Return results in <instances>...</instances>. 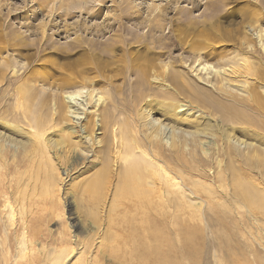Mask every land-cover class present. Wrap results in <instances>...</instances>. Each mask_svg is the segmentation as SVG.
I'll list each match as a JSON object with an SVG mask.
<instances>
[{
  "label": "rangeland",
  "instance_id": "rangeland-1",
  "mask_svg": "<svg viewBox=\"0 0 264 264\" xmlns=\"http://www.w3.org/2000/svg\"><path fill=\"white\" fill-rule=\"evenodd\" d=\"M85 1L0 0V264H264V0Z\"/></svg>",
  "mask_w": 264,
  "mask_h": 264
},
{
  "label": "bare ground",
  "instance_id": "bare-ground-1",
  "mask_svg": "<svg viewBox=\"0 0 264 264\" xmlns=\"http://www.w3.org/2000/svg\"><path fill=\"white\" fill-rule=\"evenodd\" d=\"M69 1V0H68ZM86 4V1L84 0V1H82L81 0V2H73V4H71V2L69 3V5H68V9H65L66 10V12H71L72 10H75V8H78V9H81L83 6H84V8H85V5ZM218 9V8H217ZM217 9H214V8H210V17H213L214 16V14L216 13V11L215 10H217ZM80 11V10H79ZM86 11V10H85ZM124 12V11H123ZM213 12H214V14H213ZM129 13V12H128ZM65 14V13H64ZM256 14L255 13H252V18L253 19H255L256 17ZM131 17V16H130ZM129 17V18H130ZM115 20V19H114ZM113 20V21H114ZM119 20V19H118ZM142 21V20H141ZM147 21V20H146ZM150 20H148V22H149ZM204 21H206V20H204ZM154 22L156 23L157 21H154L153 19L150 21V24L154 27ZM124 23V22H123ZM147 23V22H146ZM106 24H107V22H106ZM148 24V23H147ZM143 25V24H142ZM146 26V25H145ZM189 27H192V26H194V24H189L188 25ZM187 26V28H189ZM111 27V26H110ZM115 27V26H114ZM138 27V26H137ZM136 27V28H137ZM149 27V26H148ZM108 28V27H107ZM161 28V27H160ZM96 29H98V28H96ZM108 29H110V28H108ZM147 30H149V29H147ZM130 31V30H129ZM132 31H133V29H132ZM131 32V31H130ZM134 32V31H133ZM259 33V32H258ZM257 33V34H258ZM131 34V33H130ZM150 34V33H149ZM132 35V34H131ZM135 35V33L132 35V37ZM142 36V35H141ZM140 36V37H141ZM148 36H150V35H148ZM135 37V36H134ZM145 37V36H144ZM108 38V37H107ZM150 38H152V36L150 37ZM16 39H18L17 37H12V40H14V41H16ZM106 41V40H105ZM112 41V40H111ZM107 42V41H106ZM109 42V41H108ZM113 42H115V41H113ZM121 42H123L122 40H121ZM143 42V41H142ZM145 43V41L143 42V44ZM106 44H108L107 45V47H106V50L104 51V52H106V55H108V54H111V48H112V45H111V43L109 44V43H106ZM116 44V43H115ZM122 44V43H121ZM149 44H150V42H149ZM117 45V44H116ZM70 46V45H69ZM105 48V47H104ZM262 48L264 49V44H262ZM113 49V48H112ZM115 49V48H114ZM114 52V51H113ZM144 56V55H143ZM125 57V56H124ZM137 57V56H136ZM151 57H145V59L143 60L142 59V57H141V59H142V65H137L136 63L138 62V61H136L135 62V60H133V61H131V64H128V70L130 71V72H134V73H137V72H135V71H137V69H138V73H139V76L137 77V76H135V78L131 81V82H133V83H131V84H134V86L133 87H135V90L136 91H138V92H140V95L142 94H144L145 92H146V89H150L149 88V84H150V82H149V79L147 78L148 77V71H149V69L153 66V64H154V61H151V59H150ZM140 60V59H139ZM197 60H194V62H195V64H196V69H198V70H200V71H207L208 69H211V71L212 70H214V68H213V66L211 65V64H208L207 62L206 63H202V62H200V61H197ZM122 62V61H121ZM134 62V63H133ZM121 65H122V63H121ZM124 66V65H123ZM154 67V66H153ZM119 70V72H122V68L121 69H118ZM124 70V69H123ZM209 71V70H208ZM215 71V70H214ZM133 73V74H134ZM174 73V72H173ZM172 73V74H173ZM118 75H120L119 73H117ZM172 76V78L174 79V80H176V81H181L182 82V80L180 79V76L178 75V74H173V75H171ZM112 77V76H111ZM115 78V77H114ZM117 78H119V77H117ZM171 78V79H172ZM182 78V77H181ZM162 82H163V80H161ZM186 83L185 85H187V87H188V83L186 82V80H183V83ZM221 84H220V86H222V85H224L225 83L223 82V81H221L220 82ZM77 89H74V90H71V91H68V92H66L65 93V91L63 92V95H62V99L63 100H61L60 102H59V109L60 110H62L64 113H68L69 114V116L72 118H77V115H79L81 112L78 110V106L79 105H84V103H83V99L81 98V96H82V94H84V93H87V91H84L83 90V88H80V87H76ZM181 88V87H180ZM149 92V91H148ZM147 92V93H148ZM162 95H167V94H170V92L168 91H166V89L164 90H162V92H160ZM207 93V92H206ZM138 95V94H137ZM171 95H172V93H171ZM136 96V95H135ZM84 97H88L87 95H84ZM151 100V99H150ZM78 104V105H77ZM151 104V103H150ZM178 106H180L179 108V110L178 111H176L175 113L176 114H178L179 112H184L185 111V107H184V105H181V104H179ZM80 107V106H79ZM71 113H73V115H70ZM111 123V122H110ZM130 155V154H129ZM129 155L127 154L126 155V157L128 156V158H129ZM132 156V155H131ZM133 158V157H132ZM131 159V158H130ZM129 160V159H128ZM131 162V161H130ZM126 163V162H125ZM132 164H133V162H132ZM128 166H129V164H128ZM129 174V173H128ZM136 207L138 208V209H140L141 207H142V204H140V203H136ZM160 221V220H159ZM162 222V221H161ZM159 223V222H158ZM139 224H141V225H144L145 224V221L144 220H140L139 221ZM161 224V223H160Z\"/></svg>",
  "mask_w": 264,
  "mask_h": 264
}]
</instances>
